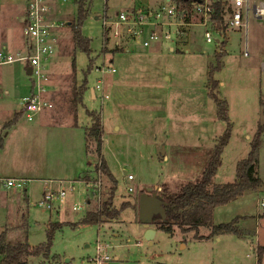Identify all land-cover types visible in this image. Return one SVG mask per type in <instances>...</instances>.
<instances>
[{
	"label": "rangeland",
	"instance_id": "1",
	"mask_svg": "<svg viewBox=\"0 0 264 264\" xmlns=\"http://www.w3.org/2000/svg\"><path fill=\"white\" fill-rule=\"evenodd\" d=\"M19 1L22 0H0V28L12 22L11 33L17 39L24 20ZM18 4H21L20 10L15 11ZM169 6L167 0H93L82 27L83 34L91 38L92 47L93 66L87 72L89 57L81 50L76 51L72 37L71 23L77 17V0L57 4L56 17L64 22L55 62L58 65L52 73L57 101L52 110L43 113L51 114L49 117L55 124L37 132L32 130L35 122L23 114L18 119L21 124L9 135L7 153H4L7 172L29 177L30 183L27 194L17 200L8 199L6 194L0 196V235L6 232L13 243L28 242L36 246L47 241L51 223H66L55 229L48 259L32 256L27 264H95L91 260L98 254L100 243L109 245L108 264H264L261 249L264 185L218 206L214 212L215 224L242 215L239 227L252 230L244 229L251 232L247 237L224 233L196 238V233L208 234L210 228L200 226L182 233L176 224L170 233L155 226H158L155 221L163 220L155 214L151 225L157 234L152 244L145 238L146 228L139 211L141 194L156 193L168 201L184 185L200 181L214 146L226 129L227 122L218 118L217 105L209 94L208 74L216 64L215 54L221 52L223 40H226V53L222 57V69L213 75L219 81L214 92L228 102L232 134L223 150L215 183L236 179L237 163L247 156L257 127L264 122V71L260 69V62L264 60V25L252 12L248 27L225 25V31L218 32L213 20L205 24L202 15L191 11L186 20L188 24H178L181 28L178 37L177 25L166 24L168 16H162L159 20L165 24L158 27L160 33L171 32L172 39L162 37L150 46H144L142 41L147 38L151 25L145 26L141 42L130 39L125 32L116 39L111 31L113 20L121 12L134 14L139 9L160 10ZM185 7L191 10L193 6ZM228 8L225 14L231 13L232 9ZM207 28L214 39L211 42L205 40ZM75 54L78 84L83 83L87 72L89 88L96 87L98 80L103 79V94L97 91L98 96L93 99L86 93L84 105L78 106L79 127L73 129L68 120L75 121L71 115L75 104L71 102L76 86L72 70ZM101 64L116 70L102 74L95 70ZM25 67V63L16 61L1 69V73L10 74L9 81L15 73L9 84L8 80L0 81V98L7 100L0 99V102L13 103L17 110L32 81ZM8 87L10 92L6 95L3 91ZM87 110L95 111L102 118V154L117 180L114 206L121 208L123 202H129L118 218L101 225L82 222L88 210L103 203L93 194L94 187L86 182L101 181L98 189L103 201L109 198L114 186L98 168L100 157L96 142L88 141L92 154L86 151L85 129L91 123ZM13 112L5 123L16 116L17 111ZM6 114L3 109L0 119ZM4 131L3 127L1 134ZM159 150H164V154L160 155ZM128 174L134 178L128 179ZM258 174L264 181V133ZM50 179L63 180L75 188L51 210L36 204ZM129 186L134 190L129 191ZM105 189H109L108 194L104 193ZM74 204L82 207L73 210Z\"/></svg>",
	"mask_w": 264,
	"mask_h": 264
},
{
	"label": "trees",
	"instance_id": "2",
	"mask_svg": "<svg viewBox=\"0 0 264 264\" xmlns=\"http://www.w3.org/2000/svg\"><path fill=\"white\" fill-rule=\"evenodd\" d=\"M200 0H176L177 4L182 3L187 7H192ZM203 1V0H201ZM93 0H77L78 9L75 21H72L71 28L73 34L74 44L77 50L85 52L89 57V66L87 72L92 70L93 58L91 57L92 47L91 38L85 36L82 32V27L85 19L89 15L90 6ZM215 12L212 15L215 28L218 32L225 31L224 9L226 8L224 0H215L213 2ZM189 16L186 18L188 21ZM223 46L221 52H216V64L209 70V80H211L210 96L215 100L217 105V115L219 119L227 122L226 129L222 135L219 136L211 157L209 158L202 174V179L195 183H188L183 186L182 190L171 199L165 206L166 219L155 221L158 227L172 233L174 225L176 224L182 233H187L191 230H196L200 226H207L210 228L208 236H200L196 233V238H207L210 236H217L224 233H233L238 237H247L250 232L240 228L239 216L235 217L229 222H221L215 224L213 222V214L216 207L225 205L243 194L250 191H257L264 185L263 179L258 174L260 162V148L262 145V136L264 133V122L259 123L257 130L251 140V147L247 156L238 161L236 166V179L232 182L217 184L214 177L222 163V153L225 146L228 144L232 134V123L228 115V102L226 99L219 98L214 90L219 86V81L213 78L216 71L222 69V57L225 55L226 40L221 42ZM75 60H73V69L76 68ZM87 72L85 73L83 83L79 87L74 88V106L83 105V95L88 89ZM213 78V79H212ZM77 110V108H75ZM76 110L75 120H77ZM91 117V125L87 130V146L88 141L96 142V151L100 157V164L98 168L100 171L108 176L114 183L110 191V196L101 206L94 210H88L82 219L84 223L101 224L105 220L116 219L121 214V211L129 205V202H123L121 208L114 206V193L117 185V180L102 154L103 145V125L101 116L92 110H87ZM23 116V111L19 110L13 119L4 124V129L10 128L18 119ZM5 139L3 134H0V150L4 147ZM66 223H51L47 231V241L33 246L28 242H11L6 232L0 235V264H27L28 259L32 256H44L48 259L50 255V248L53 242L54 231ZM261 249H264L263 247ZM261 256V252H258ZM259 256V257H260Z\"/></svg>",
	"mask_w": 264,
	"mask_h": 264
},
{
	"label": "built area",
	"instance_id": "3",
	"mask_svg": "<svg viewBox=\"0 0 264 264\" xmlns=\"http://www.w3.org/2000/svg\"><path fill=\"white\" fill-rule=\"evenodd\" d=\"M68 0H22L25 6L23 35L25 38V46L21 51L12 52L5 47L0 48V67L17 62H23L26 66H31L32 71L30 79L32 80V88L28 94L23 96L20 110L28 120H33L36 115L45 109L52 108L53 103L46 98L47 85L50 82L47 65L48 62L57 55L58 42L60 32L64 22L56 17V7L59 2H67ZM215 0H203L196 2L191 10L179 4H171L169 7L160 10L143 9L138 10L134 14L130 12H121L118 17L113 20L114 36H121L125 32L132 40L141 42L140 37L145 33V26H153L148 33L146 39H143L144 46H150L153 41L172 39L171 32L161 34L158 27L163 24L177 25L176 35L180 32L179 23L188 24L186 18L190 16L191 11L204 17L205 24L212 20L215 12L213 2ZM226 8L224 9L225 25L245 26L248 27L250 12L259 19L264 25V0H224ZM231 13H227L229 7ZM166 11V12H165ZM162 16H168L165 23L159 19ZM245 19L242 22V19ZM110 28V26H109ZM114 37V38H115ZM205 40L213 41L210 29L205 31ZM119 44V41H116ZM261 69L264 71V60L261 61ZM95 70L104 74L107 71H115L114 67H106L104 64L95 67ZM103 79L98 80V84L94 87L95 92L100 91L103 94ZM128 179L132 180L134 176L128 174ZM58 183L57 185L55 183ZM29 178L25 177H4L0 176V191L7 192L11 200H17L20 195H26L28 192ZM86 184L93 186V194L98 197L100 203L102 200L100 180H90ZM94 184V185H93ZM42 192L37 205L46 209H54L55 204L65 200L66 195L73 191L74 185L67 186L63 180L50 179ZM129 191H133V186H129ZM104 193L108 194L109 189H105ZM103 193V194H104ZM89 204V201H87ZM264 205V202H262ZM101 206V205H100ZM82 207L80 204H74L72 209L78 211ZM98 254L92 258L95 264H107L111 257L107 254L103 244L97 245Z\"/></svg>",
	"mask_w": 264,
	"mask_h": 264
},
{
	"label": "crops",
	"instance_id": "4",
	"mask_svg": "<svg viewBox=\"0 0 264 264\" xmlns=\"http://www.w3.org/2000/svg\"><path fill=\"white\" fill-rule=\"evenodd\" d=\"M21 4V6H22V10H23V14H25V6H24V3L22 2V1H19ZM167 3H169L170 5L171 4H177L176 3V0H167ZM20 5L18 4V5H16V7L17 8H15L16 10L15 11H18V9L20 10ZM179 5H181V4H179ZM19 16H20V14L18 13V14H16V18H18L19 19ZM10 23L12 24L11 26H13V23L12 22H7V23H5V24H3L2 26H1V28H0V48H2V47H5L6 49H8L9 51H12V52H17V51H21L23 48H24V46H25V41L22 43L21 41H22V39L24 40L25 38H24V35H23V24H22V27H21V33H20V35H19V39H17V36H14V33H13V35H12V33H11V31H12V27L10 26ZM22 23H24V20H23V22ZM16 27V26H15ZM119 41V40H118ZM20 43H22V44H20ZM130 43V39L128 40V44ZM170 50H174V47L173 46H170ZM76 51H77V49H76ZM57 57H58V54L56 55V56H54L48 63V65H47V68H48V74H49V77H50V82L48 83V85H47V92H46V98L47 99H49L50 101H52V103H53V107H54V104H56V101H57V99H56V95H54L55 94V90H53L54 89V84L52 83V73H53V69H54V66H57V65H55L56 63V59H57ZM73 60H75V64H76V54H75V58L73 59ZM73 62V61H72ZM27 67H29V66H26L25 67V72H26V68ZM3 68V66L2 67H0V81L1 82H6L7 80H8V84H9V82L13 79L12 78V76H14V73L15 72H13V74L11 75V80L9 81V76H10V74L8 73V72H6V71H4L3 73H1V69ZM260 69H261V62H260ZM72 70H73V72L75 73V83H76V86L75 87H79L82 83H80V84H78L79 82L76 80V68H75V70L73 69V66H72ZM261 71H263L262 69H261ZM4 75L6 76V77H4ZM29 76V75H28ZM83 82V81H82ZM1 86V85H0ZM29 89V91H28V93L30 92V90H31V88H32V82L30 83V86L28 87ZM6 95L7 94H9V92H10V89H9V87L8 88H5V90L3 91ZM87 92H89V95L93 98V99H96L97 98V96H98V93L97 92H95L94 91V93H92L91 92V88H89V86H88V89L85 91V93H84V95H83V105H84V100H86L85 99V95H86V93ZM27 93V94H28ZM25 96V95H24ZM74 89H73V96H72V100H71V102L74 104ZM0 99H3V101H7L6 100V98L5 97H2V98H0ZM72 104V105H73ZM56 106V105H55ZM79 106H81V105H79ZM20 107H21V105H20ZM53 107L52 108H48V109H45V110H43L42 112H40L38 115H36L35 116V118L33 119V120H31V121H34L35 122V124H33L32 125V130H34V131H40V130H43L44 128H46V127H49V126H51L52 124H55L54 122H52L51 120H53V119H50V117H49V115L51 116V114H43L45 111H47V110H52L53 109ZM75 108H77V110L75 109ZM3 109H6V111H7V116L5 117V118H3V119H0V134H1V132H2V130H3V125L5 124V121H7L8 120V118L12 115V113H14L13 111H19V110H17V108H15V107H13V103H11V105L8 103V102H6V104H4L3 102H0V112L1 111H3ZM72 109H73V111L75 112V110H76V114H77V111H78V107H75V106H73L72 107ZM74 112L71 114V115H73V117L75 116V114H74ZM64 113V112H63ZM49 117V118H48ZM74 119H75V117H74ZM72 120V119H71ZM77 120H75L74 122L73 121H69L68 120V122H69V125L74 129V127H76V126H78L79 127V124H78V121L76 122ZM92 122V121H91ZM21 123H20V121H18L17 123L15 122V124H13L10 128H8V129H5V131H4V133H3V136H4V139H5V144H4V147L0 150V176H4V177H25V176H16V175H14V173H11V172H7V166H8V161L6 160V155L7 154H4V153H7V152H5L6 151V147H7V144H8V138H9V135L10 134H12L11 132H12V130L13 129H16L19 125H20ZM59 124H61V123H59ZM91 125V123L89 124V125H87L86 127H89ZM25 127V126H24ZM25 130H27V128L25 129ZM87 134V129H85V135ZM85 138H87V135L85 136ZM86 146H87V139H86ZM86 151L87 152H89L90 154H92L91 152H90V149H89V146H87L86 147ZM106 159V158H105ZM260 163V162H259ZM25 178H29V177H25ZM30 179V178H29ZM262 188V187H261ZM4 194H6L7 195V197H8V199H10L9 198V196H8V194H7V192H5V191H0V196H3ZM247 193H245V194H243L242 196H240V197H238L237 199H240V198H242L243 196H245ZM158 196V195H157ZM159 197V196H158ZM237 199H235V200H237ZM11 200V199H10ZM235 200H233V201H235ZM13 201V200H12ZM232 202V201H231ZM230 203V202H229ZM228 204V203H227ZM261 205H262V203H261ZM264 206V205H263ZM217 208V207H216ZM215 208V209H216ZM214 212H215V210H214ZM241 217H243L242 215H240ZM239 216V217H240ZM213 217H214V214H213ZM106 221V220H105ZM105 221H103V223H105ZM103 223H101V224H103ZM221 223V222H220ZM101 224H99V225H101ZM155 226L157 227V228H159L156 224H155ZM150 227L151 228H154V227H152V225H150ZM242 229H249V230H251L250 228H242ZM251 232H252V230H251ZM250 232V233H251ZM255 233H256V231H255ZM157 234V230H155V234L154 235H156ZM210 234V231H209V233L208 234H205V235H200V236H208ZM211 237V236H210ZM218 240H221V237L220 236H218ZM101 244H103V243H101ZM152 244V243H151ZM105 247H107V249H108V247H109V245L107 244V243H105V244H103ZM261 247H263L264 248V245H262ZM263 252H264V249H263ZM117 258V257H116ZM108 264V263H107ZM122 264H123V262H122Z\"/></svg>",
	"mask_w": 264,
	"mask_h": 264
},
{
	"label": "water",
	"instance_id": "5",
	"mask_svg": "<svg viewBox=\"0 0 264 264\" xmlns=\"http://www.w3.org/2000/svg\"><path fill=\"white\" fill-rule=\"evenodd\" d=\"M70 23V22H69ZM32 71L31 66L26 68V74L30 75ZM94 87L91 88V92L94 93ZM159 154L163 155L164 150H159ZM126 172V171H125ZM168 201H165L157 196L156 193L148 194L142 193L139 200V211H140V220L143 222L144 227L146 228L145 238L152 243L154 238L155 230L150 227L153 222L155 214H159L163 220L166 219L165 206L168 204Z\"/></svg>",
	"mask_w": 264,
	"mask_h": 264
}]
</instances>
